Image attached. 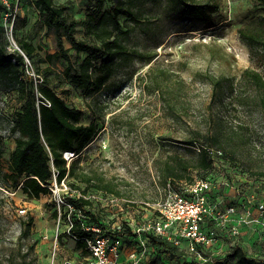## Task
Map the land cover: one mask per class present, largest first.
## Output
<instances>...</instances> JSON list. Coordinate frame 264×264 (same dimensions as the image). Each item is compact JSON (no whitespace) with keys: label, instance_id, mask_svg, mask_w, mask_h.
Wrapping results in <instances>:
<instances>
[{"label":"rangeland","instance_id":"rangeland-1","mask_svg":"<svg viewBox=\"0 0 264 264\" xmlns=\"http://www.w3.org/2000/svg\"><path fill=\"white\" fill-rule=\"evenodd\" d=\"M32 1L20 0L11 28H6L1 19L0 25L6 29L3 42L8 52L16 49L14 44L18 46L20 38L30 42L35 48L30 61L34 75L41 77V71L40 75L37 73L49 65L53 69L47 76L50 87L69 106L81 110L80 123L95 121L96 134L71 163L79 171L113 180L118 184L120 195L134 202L135 215H117L118 205L106 201L92 200L90 207L105 230L116 237H119L116 230L131 231L132 234L119 237L120 264H132L128 255L138 242L132 227L150 213L145 202L151 203L158 194L157 188L163 185L157 170L169 153L194 158L202 145L221 149L223 156L213 163L216 188L211 203L218 201L219 209L232 203L241 214L247 208L242 199L250 200L248 209L256 214V203L264 201V176L259 174L264 171V87L256 85L249 73L257 71L264 78V63L261 49H251L240 38L238 27L255 22L259 13L257 0H220L211 22L170 18L163 14V7L147 2L141 19L150 28L143 32L137 27L127 42L131 47L153 54L152 61L134 60L129 67L114 74L101 91L91 95L62 77L67 64L64 60L50 64L40 61L46 53L56 50V42L54 32L45 28ZM53 1L65 4L67 15L80 21L84 19L87 0ZM112 3L105 0V6ZM118 19L122 25L128 21L124 15ZM83 34L84 25L79 23L76 35L80 38ZM64 46L69 48L74 60V49L66 39ZM152 64L167 66L186 80L190 106L182 117L171 114L157 93H149L142 86L140 78ZM211 76L221 79L222 83L214 88ZM19 105L16 85L0 78V264H13L11 254L19 257L25 253L34 264H85L88 261L85 250L77 248L75 240L67 235L68 218L53 216L57 209L54 195L47 192L39 198H29L20 184L15 187L4 176L18 135L12 125L14 109ZM187 132L194 139L192 145L181 141L184 135L188 137ZM192 173L194 178L200 177ZM68 179L72 186L84 187L75 178ZM94 189L89 188L88 194ZM21 208L25 211L19 212ZM28 214L34 216L31 233L21 237L20 221ZM71 218L78 217L71 214ZM258 220L263 223L264 215ZM241 229L246 233H238L234 243V237L228 236L224 228L217 229L216 246L205 249L206 253L215 251L212 254L215 264H235V259L227 254L237 241L249 255L261 257L264 264V225L250 223ZM249 232L252 233L248 250ZM30 245L32 249H28ZM148 251L150 254L143 261L150 256L155 264L201 262L184 244L175 255L152 245Z\"/></svg>","mask_w":264,"mask_h":264},{"label":"trees","instance_id":"trees-1","mask_svg":"<svg viewBox=\"0 0 264 264\" xmlns=\"http://www.w3.org/2000/svg\"><path fill=\"white\" fill-rule=\"evenodd\" d=\"M87 1L88 6L81 21L65 13V4L55 3L53 0L32 2L45 28L54 32L56 42V50L53 53H46L40 61L50 64L59 59L64 60L67 64L62 71V77L69 79L75 87L83 89L88 95L101 91L114 74L129 67L134 60L148 63L152 61L153 54L131 47L127 42L131 32L137 27L143 32L150 28L141 19L147 2L163 7V14L170 18L187 17L207 22L213 20V13L218 11L220 5V0H109L113 2L110 6H105V0ZM257 3L259 13L255 22L238 27V34L251 49H261L264 63V0H257ZM1 12L0 5V21ZM120 15L128 19L123 25L118 19ZM79 23L84 25V34L80 38L76 35ZM5 31L6 29L0 25V78H7L16 85L20 105L13 112L15 118L12 130L18 132V135L9 154L4 176L13 186L17 187L20 184L21 190L29 198H39L41 193L49 192V188L42 183L47 184L52 177L50 161L58 170V181L64 177H73L78 182L84 183L83 188L73 185V188L81 191L82 196L69 199L76 208L75 213L71 214L78 218L72 219L70 215L72 224L67 230V235L75 240L77 248L85 250L84 253L89 255L85 241L78 237L92 235L94 230L91 227L94 226L102 231L106 230L98 216L91 211L92 201L83 194H86L91 187L115 195H120V191L118 184L113 180H107L102 175L79 171L72 163L67 166L62 153L66 150L81 152L96 134V123L95 121L88 124L80 123L81 110L69 106L65 99L50 87V79L47 76L53 72V69L49 65L39 70L37 74L40 75L41 71V77L27 73L26 61L20 51L18 49L7 51L3 42ZM64 39L74 49V60L69 54V48L64 46ZM17 43L31 61L35 51L34 46L21 38ZM81 53L85 55L81 56ZM249 74L256 85L264 87V78L259 72L252 71ZM210 78L214 88L222 83L221 79L215 76ZM140 79L147 92L158 94L171 114L178 117L186 114V109L190 106L187 98V83L177 71L167 66L152 64ZM187 133L188 137L184 135L181 141L192 145L194 139L189 132ZM210 150L211 147L202 145L194 158H184L176 153L167 154L158 165L159 179L163 183L169 181L176 187L183 181L190 182L195 179L193 171L200 174V177L212 176L214 166ZM221 152L223 156V151ZM259 174L264 176V171ZM243 200L246 206L247 203L245 199ZM53 216H58L57 209L53 212ZM61 217H67V212H62ZM33 223L34 216L31 214L20 221L21 237L30 235ZM115 233L119 237L132 234L128 228L116 230ZM147 237L149 245L165 249L172 255L178 251L179 247L166 239L152 234H148ZM30 248H33L32 245L28 247ZM204 252V257L208 258L199 263L215 264L212 261V254L215 251ZM26 256L27 253L19 257L11 254V262L34 264V261ZM227 256L234 258L235 264L263 263L261 257L249 255L238 241L230 247ZM140 264H155V259L148 256Z\"/></svg>","mask_w":264,"mask_h":264},{"label":"built area","instance_id":"built-area-1","mask_svg":"<svg viewBox=\"0 0 264 264\" xmlns=\"http://www.w3.org/2000/svg\"><path fill=\"white\" fill-rule=\"evenodd\" d=\"M19 4L20 0H0L2 7L1 19L4 20L6 28L12 27ZM11 41H13L12 37ZM14 45L26 61L27 73L35 76L28 57L16 44ZM80 153L71 150L64 151L62 155L66 159V165L69 166L71 160ZM210 153L213 163H216L222 155L219 149L211 148ZM50 163L52 177L47 184L42 183V185H46L49 188L50 195H54L58 216L60 217L62 212H67L69 228L72 224L70 215L76 211L69 199L82 196V193L79 189L73 188L67 177L58 181V170L53 166L52 161ZM215 188L216 183L211 175L198 177L190 182L183 181L176 187L169 181L158 187L156 198L151 203L145 202L150 207V213L142 218L141 223H136L132 227L133 233L138 237L135 248L128 255L132 264L141 263L146 254L150 253L148 251V234L166 239L179 248L184 244V248L194 255L197 260L204 261L208 257H204L203 252L210 246L212 248L215 244L218 228H224L228 236L234 237L232 240L234 243L238 238L242 225L247 226L250 223L264 225V222L258 220L264 215L263 200L256 203V214L248 209L250 200L246 201L247 208L239 214L232 203H227L220 209L216 205L218 201L211 203L210 200L213 199L211 196H213ZM88 192L83 196L91 201H106L111 205H118L117 215H135L136 210L132 208L134 202L125 196H118L98 189L90 192L91 195ZM60 207L63 211H60ZM24 211V208L19 209V212ZM77 214L80 215L79 212ZM91 229L94 230L92 235L78 237V239L85 241L86 248L89 251L88 261L85 264H120L122 244L120 238L109 231H102L97 226L91 227ZM69 264L72 263L69 262Z\"/></svg>","mask_w":264,"mask_h":264},{"label":"crops","instance_id":"crops-1","mask_svg":"<svg viewBox=\"0 0 264 264\" xmlns=\"http://www.w3.org/2000/svg\"><path fill=\"white\" fill-rule=\"evenodd\" d=\"M253 213H255V212H253ZM243 231H244V230L241 229L240 233H241V234L246 233L245 231H244V233H242ZM251 233H252V232H249V234H248V238H247V241H248V242H247V249H248V250H249V248H250V242H251V241H250L249 239H250V237H251V235H250ZM244 235H245V234H244Z\"/></svg>","mask_w":264,"mask_h":264},{"label":"water","instance_id":"water-1","mask_svg":"<svg viewBox=\"0 0 264 264\" xmlns=\"http://www.w3.org/2000/svg\"><path fill=\"white\" fill-rule=\"evenodd\" d=\"M17 49V48H16Z\"/></svg>","mask_w":264,"mask_h":264}]
</instances>
